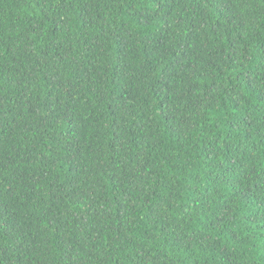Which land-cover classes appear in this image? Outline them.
Returning <instances> with one entry per match:
<instances>
[{
  "label": "trees",
  "instance_id": "1",
  "mask_svg": "<svg viewBox=\"0 0 264 264\" xmlns=\"http://www.w3.org/2000/svg\"><path fill=\"white\" fill-rule=\"evenodd\" d=\"M0 264H264V0H0Z\"/></svg>",
  "mask_w": 264,
  "mask_h": 264
}]
</instances>
